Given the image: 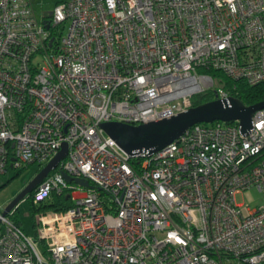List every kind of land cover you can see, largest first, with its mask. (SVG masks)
<instances>
[{
	"label": "built area",
	"instance_id": "1",
	"mask_svg": "<svg viewBox=\"0 0 264 264\" xmlns=\"http://www.w3.org/2000/svg\"><path fill=\"white\" fill-rule=\"evenodd\" d=\"M208 69L264 80V0H62L47 20L0 0V174L64 144L30 201H71L36 214L35 237L0 211V264L264 263V108L244 131L197 122L131 155L99 126L170 117L213 87L226 101ZM250 187L261 203L242 214L232 196Z\"/></svg>",
	"mask_w": 264,
	"mask_h": 264
},
{
	"label": "water",
	"instance_id": "2",
	"mask_svg": "<svg viewBox=\"0 0 264 264\" xmlns=\"http://www.w3.org/2000/svg\"><path fill=\"white\" fill-rule=\"evenodd\" d=\"M43 27H48L45 21H43ZM51 40L52 38L48 39L47 45H50ZM261 108H264V99L249 105H243L232 97H227L226 101L216 98V94L213 92V99L190 106L185 111L167 118L137 125L108 121L100 123L99 126L123 152L131 155L136 151L152 152L158 150L177 138L188 126L197 122L237 119L240 131H244L249 127L251 113ZM64 153L65 145L61 144L56 153L40 167L25 186L2 208L1 214H8L15 206V203L33 189L56 166L57 162L64 156ZM61 175L66 182H74L85 187L89 186L81 178L70 177L65 173H61Z\"/></svg>",
	"mask_w": 264,
	"mask_h": 264
},
{
	"label": "rangeland",
	"instance_id": "3",
	"mask_svg": "<svg viewBox=\"0 0 264 264\" xmlns=\"http://www.w3.org/2000/svg\"><path fill=\"white\" fill-rule=\"evenodd\" d=\"M57 0H29L34 17L41 20V17L47 15L53 8ZM66 25V21H65ZM64 25V26H65ZM59 26L55 28L58 29ZM41 165L29 164L19 169L6 168L5 172L0 174V211L2 208L25 186V184L37 173ZM233 202L239 205L242 214L247 209H252L261 203V194L250 187L233 193ZM39 203L32 204L25 195L19 199L14 206L12 218L19 222L23 232L31 236L34 231L32 222L38 209ZM35 209V210H34Z\"/></svg>",
	"mask_w": 264,
	"mask_h": 264
},
{
	"label": "trees",
	"instance_id": "4",
	"mask_svg": "<svg viewBox=\"0 0 264 264\" xmlns=\"http://www.w3.org/2000/svg\"><path fill=\"white\" fill-rule=\"evenodd\" d=\"M60 1L62 0H57L55 4ZM47 19H48V14L41 17V20H47ZM50 35H53V34H50ZM206 71L210 74V76L213 79H215L219 83L218 86H220V88L226 92L227 96L237 99L243 105H249V104H252V103H255V102H258L264 99V80L258 83H255V84H246L242 81H232L228 79L227 77H225L222 73H220L217 70L208 69ZM215 90H216V87H213L209 90H206L203 93L194 95L191 98V106H194L199 103L213 99V92H215ZM42 165L43 164H41V166ZM33 189H31L28 193L25 194V196L28 197L29 200L32 195ZM67 191L68 190L66 189H62L58 193L50 192L46 198L37 202L39 203L38 207L36 208L38 209V211H36L35 215L39 213H44L47 211H60V210H64L70 207L71 201L68 197ZM12 209H14V207ZM12 209L6 215L15 225H17L21 229L19 222L16 221L14 218H12V215H13ZM32 226L34 227V231L31 237H35L36 235L35 221L32 222ZM261 264H264V263H261Z\"/></svg>",
	"mask_w": 264,
	"mask_h": 264
}]
</instances>
